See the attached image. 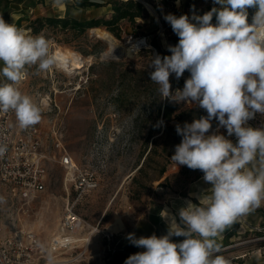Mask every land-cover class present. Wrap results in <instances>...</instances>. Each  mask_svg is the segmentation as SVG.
I'll return each mask as SVG.
<instances>
[{
	"label": "rangeland",
	"instance_id": "374dc122",
	"mask_svg": "<svg viewBox=\"0 0 264 264\" xmlns=\"http://www.w3.org/2000/svg\"><path fill=\"white\" fill-rule=\"evenodd\" d=\"M76 1L61 0L57 4L55 0H0V17L15 24L26 36L43 35L51 40L53 56L57 50H66L85 61L80 73L66 71L56 62L51 67L53 75L49 69L39 70L37 65L26 66L27 79L17 86L37 105L41 96L53 93L58 107L52 112L41 110L42 118L37 123L45 133L47 144L53 145L56 139L51 133L52 128H59L74 160L83 172L94 173L98 182L95 189L83 193L75 206L87 223L96 228L89 238L90 245L86 247L83 241L78 242L73 250L56 258L65 260L79 254L76 264H113L117 246L108 242L106 234L114 233L116 239L120 237L122 241H128L129 233L136 237L153 233L161 236L168 230L162 217L176 214L189 200L203 205L210 194V185L203 181L200 170L183 165L177 168L170 159L175 146L182 140L175 126L193 121L196 114H193L194 118L190 116V109H203L171 102L176 105L175 114L180 118L167 122L163 117L167 100H161L158 85L150 80L149 73L153 69L149 64L155 52L159 54L155 43L166 55H171L168 46L176 45L170 39L176 35L170 24L163 21L166 14H186L196 23L192 17L202 16L207 6L215 4L213 0H179V4L177 0H139L146 7L145 17L134 22L120 20L116 32L105 25L100 27L121 42L142 37L147 44L136 50L132 57L107 60L102 58V53L108 44L93 35L91 27L79 30L45 24L39 32L30 28V23L40 16H70L84 21L112 17V5L107 6L110 0H88L97 4L84 7L75 6ZM146 2L152 4L156 13ZM189 75L186 71L179 80L174 74L170 76L172 90L182 89ZM4 81L5 78L0 76V82ZM259 116L257 114L256 118ZM256 121L253 119L248 123L256 127ZM212 124L211 131H215L217 122L214 120ZM220 132L227 135L223 128ZM54 152L53 149L51 154ZM72 178L60 162L53 160L49 164L48 187L40 201L32 205L30 215L24 217L28 219L27 224L44 237L56 230L68 200L73 201L79 194ZM3 198L4 190L0 187V206L5 202ZM240 221L238 218L225 229L227 233L223 240L216 238L220 248L214 255L225 257L237 251L257 253L264 246V226L243 228ZM48 227L53 230L48 231ZM83 232L85 234L81 235L86 239L90 229ZM256 262L254 258L250 260L252 264Z\"/></svg>",
	"mask_w": 264,
	"mask_h": 264
},
{
	"label": "clouds",
	"instance_id": "9594fccd",
	"mask_svg": "<svg viewBox=\"0 0 264 264\" xmlns=\"http://www.w3.org/2000/svg\"><path fill=\"white\" fill-rule=\"evenodd\" d=\"M213 3L220 7L194 15L196 23L186 14H166L178 43L168 46L171 55L156 54L149 64V77L158 85L161 100L207 113L175 126L182 140L170 159L177 168L200 170L210 194L203 205L189 200L176 214L162 217L168 225L164 235L137 238L129 233L128 241L144 250L124 264H230L214 255L220 248L216 238L264 202V127L248 123L257 114L264 116V0ZM249 8L256 9L251 23ZM52 43L43 35L26 36L0 17V76L5 78L0 82V112H14L21 128L39 123L42 113L17 85L26 66L48 70L55 64ZM186 71L190 75L183 88L173 91L170 76L179 80ZM214 120L217 127L211 131ZM6 151L7 145L0 144V157ZM173 237L184 239L174 242Z\"/></svg>",
	"mask_w": 264,
	"mask_h": 264
},
{
	"label": "built area",
	"instance_id": "2783aa9c",
	"mask_svg": "<svg viewBox=\"0 0 264 264\" xmlns=\"http://www.w3.org/2000/svg\"><path fill=\"white\" fill-rule=\"evenodd\" d=\"M49 73L53 75V68ZM24 79H27V73ZM38 104L44 112H52L58 107L52 92L41 96ZM254 119H257L256 127H264V116ZM51 133L56 139L53 145H48L39 124L21 128L14 112H0V144L7 145L6 153L0 157V187L4 190L5 201L0 206V264H76L79 254L65 260L56 257L73 250L78 242L88 245L89 239L81 234L86 228L91 233L96 229L75 208L83 193L97 187L94 173L83 172L66 148L59 128H52ZM53 149L55 152L51 154ZM53 160L68 170L79 194L73 201L68 200L56 230L44 237L31 228L24 217L30 215L32 205L40 201L46 191L49 164ZM106 237L111 244L120 241L114 233L106 234Z\"/></svg>",
	"mask_w": 264,
	"mask_h": 264
},
{
	"label": "trees",
	"instance_id": "16d2710c",
	"mask_svg": "<svg viewBox=\"0 0 264 264\" xmlns=\"http://www.w3.org/2000/svg\"><path fill=\"white\" fill-rule=\"evenodd\" d=\"M112 5V17L109 19L106 18H96L91 20H79L77 18H72L70 16H64V17H57V16H40L37 17L32 23H30V28L33 29V32H39L42 27L45 24L56 26L61 25L63 27H74L75 29L79 30H85L87 28L92 27H99L100 25H105L108 27V29L112 32H116L118 28V23L122 19H128L131 22H134L139 17H145L147 14L146 7L143 5V3L139 0H110L108 1ZM97 4V2L94 1H88V0H77L75 2V6L77 7H84L87 5H94ZM67 7H70V3H67ZM212 7H220L219 5L212 6L209 5L207 8L202 11L201 15H203L205 12L210 11ZM255 8H249L248 9V19L249 22L252 21V15L255 13ZM165 23V19H163ZM195 22V21H194ZM36 23H39V25H36ZM213 24L216 23L215 16L213 17ZM174 44L178 43V36H174L170 38ZM156 47L159 51V55L165 56L167 53L158 45V43H155ZM188 73V72H187ZM176 107L175 104H172L170 101H166L164 104V110H163V117L167 122H170L173 118H180L179 114H175L174 108ZM190 116L193 117V114H196L195 118H199L200 116H206V113L203 110H195L190 109L189 110ZM194 118V117H193ZM168 128H172V125H168ZM165 169H163L164 171ZM118 243L115 245L116 247V253L114 255L113 264H124V261L131 255L132 249H134L136 246H134L131 243H124L121 238ZM182 239V237H176L174 242H178Z\"/></svg>",
	"mask_w": 264,
	"mask_h": 264
},
{
	"label": "bare ground",
	"instance_id": "6f19581e",
	"mask_svg": "<svg viewBox=\"0 0 264 264\" xmlns=\"http://www.w3.org/2000/svg\"><path fill=\"white\" fill-rule=\"evenodd\" d=\"M146 4L152 12L156 13L152 4L147 3V2ZM90 32L96 37L100 38L101 40L107 42L108 48L102 53V55H106V56L117 55V56H124V57H132L134 56L138 47L144 46L145 44H147L146 39L142 37H138L135 39H128L126 42H121L110 31L100 26L90 28ZM156 54L157 53L155 52V55ZM54 57H55L56 64L58 65V67L66 71L74 72V73L76 71L80 73L85 63V61L82 58H80L78 55H76L73 52L66 51V50H57ZM36 225L38 226V223H36ZM47 229L48 231L53 230V228H50V227H48ZM91 234L92 233L90 232L86 239H89ZM88 245H90V241Z\"/></svg>",
	"mask_w": 264,
	"mask_h": 264
},
{
	"label": "crops",
	"instance_id": "0c3cea01",
	"mask_svg": "<svg viewBox=\"0 0 264 264\" xmlns=\"http://www.w3.org/2000/svg\"><path fill=\"white\" fill-rule=\"evenodd\" d=\"M107 6L111 7L110 3H107ZM233 141H235V139H233ZM241 219V226L243 228H252L258 225H263L264 226V202H262L261 206L256 208L253 211H250L248 214L246 215H242L241 217H239ZM167 232L163 233L166 234ZM227 231L225 230L219 237V240H223L224 237L226 236ZM139 238V237H137ZM174 240V238H173ZM182 241V240H180ZM178 241V242H180ZM124 243H130L129 241H123ZM132 253H137L140 252L139 247H135L133 249V251H131ZM247 252H240L237 251L235 253H231V254H227L225 255V259L228 260L230 262V264H252L250 263V260H252L253 258L257 260L256 264H264V246L262 248H260V250L257 253H249L248 255ZM243 254V255H242Z\"/></svg>",
	"mask_w": 264,
	"mask_h": 264
},
{
	"label": "water",
	"instance_id": "95a60500",
	"mask_svg": "<svg viewBox=\"0 0 264 264\" xmlns=\"http://www.w3.org/2000/svg\"><path fill=\"white\" fill-rule=\"evenodd\" d=\"M142 47V46H140ZM138 47L137 50L140 48ZM124 56H117V55H114V56H106V55H102V58L103 59H107V60H116V59H122Z\"/></svg>",
	"mask_w": 264,
	"mask_h": 264
}]
</instances>
